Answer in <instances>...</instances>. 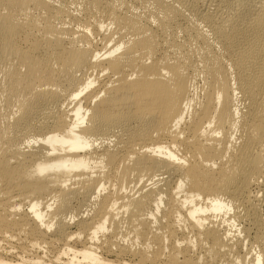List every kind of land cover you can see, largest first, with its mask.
<instances>
[{"label": "bare ground", "instance_id": "bare-ground-1", "mask_svg": "<svg viewBox=\"0 0 264 264\" xmlns=\"http://www.w3.org/2000/svg\"><path fill=\"white\" fill-rule=\"evenodd\" d=\"M103 253L264 264V0H0V264Z\"/></svg>", "mask_w": 264, "mask_h": 264}, {"label": "rangeland", "instance_id": "rangeland-1", "mask_svg": "<svg viewBox=\"0 0 264 264\" xmlns=\"http://www.w3.org/2000/svg\"><path fill=\"white\" fill-rule=\"evenodd\" d=\"M1 245H3V246H8L9 243L6 242V241H2V242H1ZM103 254H104L105 258L111 260V261L114 262V263H117L116 261H114L115 259H114V256H113V255L108 254V253H103ZM63 260H66V258L63 257L62 261H63ZM48 264H50V262H48ZM51 264H52V262H51ZM53 264H56V263H53ZM117 264H119V263H117Z\"/></svg>", "mask_w": 264, "mask_h": 264}]
</instances>
